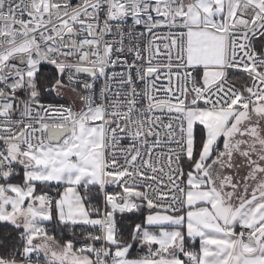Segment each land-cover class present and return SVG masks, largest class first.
Listing matches in <instances>:
<instances>
[{
	"label": "snow or ice",
	"instance_id": "obj_1",
	"mask_svg": "<svg viewBox=\"0 0 264 264\" xmlns=\"http://www.w3.org/2000/svg\"><path fill=\"white\" fill-rule=\"evenodd\" d=\"M0 264H264V0H0Z\"/></svg>",
	"mask_w": 264,
	"mask_h": 264
}]
</instances>
